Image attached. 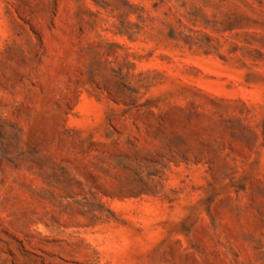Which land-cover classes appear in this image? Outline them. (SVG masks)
<instances>
[{"label": "rangeland", "instance_id": "374dc122", "mask_svg": "<svg viewBox=\"0 0 264 264\" xmlns=\"http://www.w3.org/2000/svg\"><path fill=\"white\" fill-rule=\"evenodd\" d=\"M0 264H264V0H0Z\"/></svg>", "mask_w": 264, "mask_h": 264}]
</instances>
